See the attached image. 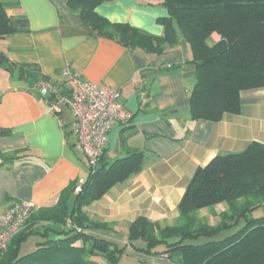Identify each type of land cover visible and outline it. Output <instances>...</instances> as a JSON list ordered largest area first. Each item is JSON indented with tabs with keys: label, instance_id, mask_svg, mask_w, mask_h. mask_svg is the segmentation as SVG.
I'll return each instance as SVG.
<instances>
[{
	"label": "crops",
	"instance_id": "0c3cea01",
	"mask_svg": "<svg viewBox=\"0 0 264 264\" xmlns=\"http://www.w3.org/2000/svg\"><path fill=\"white\" fill-rule=\"evenodd\" d=\"M18 2L30 31L0 39V50L12 62L37 65L63 92L67 83L62 73L69 67L85 80L119 89L131 113L128 122H117L109 132L102 163L141 151L143 168L83 208L91 221L109 225L93 228L95 234L124 244L130 224L140 216L161 226L176 223L179 202L198 167L219 154L243 151L255 140L264 142V87L241 92L238 114L226 113L217 122L192 119L190 96L196 72L186 63L193 55L184 38L162 54L148 53L96 36L68 7V0ZM163 2L111 0L100 4L97 12L113 23H129L162 36L164 27L157 20L169 15ZM211 40H220V35L213 33ZM14 74L0 70V127L11 131L0 133V214L14 203L55 206L66 188L90 174L70 109L60 106L56 114L50 113L39 84ZM226 208L221 203L198 215L217 223ZM257 213L264 215V206ZM30 240L32 251L37 239ZM120 264L180 263L127 247Z\"/></svg>",
	"mask_w": 264,
	"mask_h": 264
},
{
	"label": "trees",
	"instance_id": "16d2710c",
	"mask_svg": "<svg viewBox=\"0 0 264 264\" xmlns=\"http://www.w3.org/2000/svg\"><path fill=\"white\" fill-rule=\"evenodd\" d=\"M109 1L68 0L67 4L96 36L128 48L162 54L184 38L193 55L186 63L196 72L190 96L193 120L217 122L226 113L238 114L241 92L264 87V0H164L169 15L157 20L164 27L162 36L101 16L97 7ZM18 9V0H0V39L30 31L28 18ZM213 33L220 40L212 42ZM1 69L12 75L17 71L19 78L36 84L58 85L37 65L12 62L2 50ZM0 133L11 131L0 127ZM102 159L96 168L89 167L80 192L71 185L55 206L33 213L7 249L0 250V264H98L96 257L120 264L127 247L147 256L167 255L180 264H264V215L257 213L264 206V142L255 140L243 151L219 154L198 167L179 202L177 222L161 226L140 216L130 224L124 244L92 232L109 225L91 221L83 208L139 173L145 156L134 151L111 164H103ZM221 203L227 208L217 223L199 217L200 210H213ZM67 219L81 231L68 227ZM231 230L235 231L216 239ZM31 237L37 239L36 248L23 253V244ZM201 238L206 241L198 242Z\"/></svg>",
	"mask_w": 264,
	"mask_h": 264
},
{
	"label": "built area",
	"instance_id": "2783aa9c",
	"mask_svg": "<svg viewBox=\"0 0 264 264\" xmlns=\"http://www.w3.org/2000/svg\"><path fill=\"white\" fill-rule=\"evenodd\" d=\"M67 83V93L51 81H41L39 91L49 101V112L56 114V109L66 106L74 115V132L89 167L96 168L104 156L108 134L117 122L126 123L131 113L121 101L120 90L99 85L83 79L82 75L67 67L62 73ZM51 97V98H50ZM79 182L75 192L81 191ZM38 207L31 202L14 203L0 214V250L7 249L10 240L26 224ZM68 227L77 231L81 228L67 219Z\"/></svg>",
	"mask_w": 264,
	"mask_h": 264
},
{
	"label": "rangeland",
	"instance_id": "374dc122",
	"mask_svg": "<svg viewBox=\"0 0 264 264\" xmlns=\"http://www.w3.org/2000/svg\"><path fill=\"white\" fill-rule=\"evenodd\" d=\"M235 230H231V231H226V232H223L222 234H220L218 237H216V239H220V238H223L225 237L226 235L234 232ZM206 241V238H201L198 242H205ZM139 245H142L141 242H138ZM33 246V241H29L27 242L26 244H24L23 246V249H22V252H27V251H30V249L32 248ZM98 264H108L107 260L103 257H97L96 258Z\"/></svg>",
	"mask_w": 264,
	"mask_h": 264
}]
</instances>
